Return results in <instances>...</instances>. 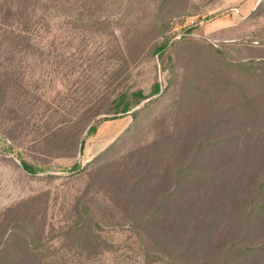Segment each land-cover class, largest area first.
<instances>
[{
	"label": "rangeland",
	"instance_id": "obj_1",
	"mask_svg": "<svg viewBox=\"0 0 264 264\" xmlns=\"http://www.w3.org/2000/svg\"><path fill=\"white\" fill-rule=\"evenodd\" d=\"M249 59L264 0H0V264H264Z\"/></svg>",
	"mask_w": 264,
	"mask_h": 264
},
{
	"label": "trees",
	"instance_id": "obj_2",
	"mask_svg": "<svg viewBox=\"0 0 264 264\" xmlns=\"http://www.w3.org/2000/svg\"><path fill=\"white\" fill-rule=\"evenodd\" d=\"M165 47H166V43H162L161 45L157 46L154 49V52L159 53ZM215 51L218 54L222 53L218 49H216ZM233 65L236 68H239L240 70H242V72H244L245 75H248V74L252 75L251 79L259 77L260 75L264 74V71H263L264 70V61L263 60L249 59V60H244L242 62L241 61L237 62ZM158 92H159V88H158V85H156V84L154 85L152 92L148 96L144 95V93L140 90L135 91V92H131V93H129L128 91L127 92H121L117 95L114 103L111 105V107L107 113L112 114L113 117L127 114L132 109L137 107L142 101L149 99L153 95H156ZM241 95H242V98H243L245 104L249 105V100H248L247 96L244 94H241ZM104 120H105V118L97 119L92 125H90L88 127L86 134L88 136L94 134L97 131L101 122ZM82 148H83V141L81 142V149ZM22 168L28 173H31V174L36 173V168L33 166H30L29 164H27L24 161L22 162ZM72 168L77 169L78 164L73 165ZM263 184H264V180L260 184V187H262ZM261 208H264V204L261 205ZM247 251H251V249H249Z\"/></svg>",
	"mask_w": 264,
	"mask_h": 264
}]
</instances>
